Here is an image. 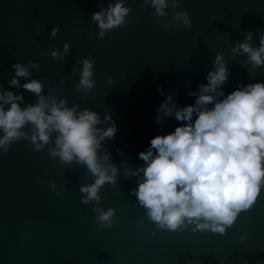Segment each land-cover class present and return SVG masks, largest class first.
<instances>
[{"label": "water", "instance_id": "95a60500", "mask_svg": "<svg viewBox=\"0 0 264 264\" xmlns=\"http://www.w3.org/2000/svg\"><path fill=\"white\" fill-rule=\"evenodd\" d=\"M109 2L0 0V86L22 93L21 107L35 104L32 93L8 85L14 75L12 64L33 61L39 67L29 69L28 79L39 80L43 94L51 91L66 99L67 106L95 111L101 119L110 114L118 128L99 150L100 154L106 150L118 168L117 183L102 187L97 205L105 211L115 209L108 229L98 226L92 204L80 202V186L94 179L86 167L49 158L47 149L54 146L55 134L40 152L24 139L14 142L7 153L0 151V264H264V187L252 209L241 212L223 235L194 233L193 226L178 232L159 230L130 194L137 179L125 178L122 164L142 165L138 153L150 139L177 126L174 118L166 120L162 114L164 126L155 124V109L165 99L158 86L165 93H178L177 107L194 103L187 93L207 83L217 53L230 70L225 95L238 84L264 82V66L241 67L246 55L230 51L247 30L253 32V47L259 46L264 0H179L177 11L190 16V28L172 23L170 6L169 15L158 19L142 0H125L130 9L127 26L107 31L100 39L91 16ZM164 23L169 30H164ZM53 27L59 32L49 38ZM38 28L43 29L39 35ZM64 43L70 45L64 61L53 59L50 51H63ZM89 53L95 85L85 93L76 88L82 67L77 61L89 58Z\"/></svg>", "mask_w": 264, "mask_h": 264}, {"label": "clouds", "instance_id": "9594fccd", "mask_svg": "<svg viewBox=\"0 0 264 264\" xmlns=\"http://www.w3.org/2000/svg\"><path fill=\"white\" fill-rule=\"evenodd\" d=\"M142 2L154 9L152 15L158 19L169 15L166 9L170 6L173 24L192 26L190 16L177 11L179 0ZM99 3L103 4V0ZM129 12L125 0H111L106 8L100 7L91 16L99 29L97 36L103 39L107 31L127 26L125 18ZM162 27L167 31L170 25L164 23ZM42 31L38 28L36 34ZM58 32L59 28L53 27L49 38ZM257 36V47H253V32L247 30L243 41L237 40L230 49L233 54L246 55L241 67L250 64L255 70L264 66V31H259ZM69 48L64 43L63 51L55 48L50 55L63 62ZM77 63L82 67L76 88L87 93L95 85L94 58L89 53V58ZM11 67L14 75L8 81L9 87L32 93L36 102L21 107L23 94H14L0 86V151L7 153L14 142L24 139L31 142L33 151L40 152L55 134L54 146L47 149L49 158L58 157L62 164L86 167L94 179L80 186V202L93 205L101 229L111 228L115 209L109 207L105 211L97 205L101 203L102 187L117 183V166L110 162L106 150L102 154L99 151L103 142L112 140L118 131L112 116L106 113L101 119L95 111L80 109L76 104L67 106L66 99L51 91L43 94L44 85L37 79H28L29 69L39 67L33 61L26 65L14 63ZM229 76L223 55L217 53L205 77L207 83H200L197 91L187 93L195 98L194 103L177 107L174 97L178 93H165L163 86H158V93L165 99L155 109V124L164 126L162 114L166 120L174 118L177 126L150 139L149 146L138 153L142 165L133 167L122 162L124 177L137 179V187L130 194L159 230L178 232L193 226L194 233L210 231L223 235L239 214L251 210L259 198L264 187V82L238 84L225 95L223 86ZM18 78L28 82L21 84ZM108 83H113V78L109 77ZM102 124L108 126L98 127ZM51 187L55 189L56 184L53 182ZM244 238L241 236V240Z\"/></svg>", "mask_w": 264, "mask_h": 264}]
</instances>
